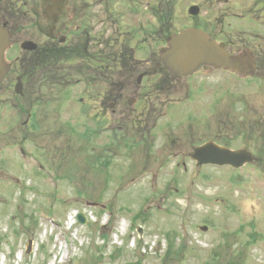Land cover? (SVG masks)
<instances>
[{
    "label": "rangeland",
    "instance_id": "374dc122",
    "mask_svg": "<svg viewBox=\"0 0 264 264\" xmlns=\"http://www.w3.org/2000/svg\"><path fill=\"white\" fill-rule=\"evenodd\" d=\"M115 1L122 3L123 0ZM135 1L140 6L147 4L146 2L149 1H154V3L157 2V0ZM166 1L171 2L172 7L174 6L173 14H175L176 19L180 21L182 19L181 16L184 17L185 13L187 12L186 8L194 0ZM200 3L201 4L199 5V7L201 8V10H199V13L204 15L206 3L204 1ZM209 6L213 7L209 10L214 17L210 21L214 25L213 30H211V33L213 35L219 38L221 37L220 40L223 42L227 41L229 43L232 40L233 46H256L257 48H259L258 51L262 52V50L264 49V42L258 41L257 39L255 40L256 36L252 35L251 33L264 31V27H261L259 25L260 23H263L262 21H264V6L256 3V0H211V5ZM260 12L261 14H259ZM233 16L240 17L238 18ZM221 17H223L222 20H226L231 25L229 26L225 24V26H223L224 23L218 21L221 19ZM254 17L255 19L260 18L261 22H257L259 23L257 24L255 23L256 21L254 22V20L249 21V19H252ZM194 19H196V17L192 18L191 20ZM174 22L177 23V21ZM194 22L195 21H193V23ZM201 22H207V17H204ZM138 26L139 27L134 26V23L131 25V28H133L129 31V37H131L133 41L135 40V42L139 40V42H136L135 44L136 47H139V49L140 46H145L146 55L144 58V63L146 61H149V64L146 67H151L154 57L153 55L155 52L150 53L149 51L155 46L156 49L159 47V44H156L158 43L157 40L159 36H157L156 31L151 30V28H149V26H147V23L145 22L138 24ZM222 28H224L225 33L222 32ZM221 34L223 35V39ZM23 35H26L25 37L30 38L29 33H24ZM74 35V33L70 34L68 39L66 38V41L61 46V51H59L58 53L59 63H56L48 70H39V68H36L35 66H30L29 68V71L31 72H48H44L43 75L30 77L29 84L27 85L31 87L32 90V95L29 96H32V99L28 98V102H32V104H34V112L38 114L37 120L39 121L35 123L31 120L28 123V129L26 131L29 135L26 136L25 132H18L19 130L17 132L14 131V129H17L16 127H13L17 123L16 121H11L7 124L6 118L9 116L8 114H10L9 112L11 110L7 111L1 108V106L3 107L4 104L0 105V122L3 123L5 127L3 128L2 126H0V145L4 143L6 139L18 140L26 144L27 141H31L32 138L34 147L26 144L25 150L30 155H34V159L32 160H36L37 164H41L44 166V169L42 171L35 168H25L20 165L21 163L17 161L13 152L12 154L10 152L9 161L7 155L2 153L0 146V196L3 197L8 203L7 206H0V264H12V259L17 260L15 257V252H17V255L22 254L23 247L21 248V246H25L26 240L31 238L35 241L33 246L38 247L36 257L31 260L30 257L22 256L23 264H40L41 261L45 258V256H43L44 251H42L41 248V237H44L42 233L45 230L48 231V235L46 236L48 238L47 240H45L42 246L48 244L49 248L47 249L49 253L51 255L58 256V246L57 244L54 245L56 243V239L53 240V234L59 232L62 227L55 225L52 226L41 221V216L44 215L45 212V206H49V201L51 203L54 201L58 202L53 208V212L51 214L49 213L48 216L49 218H53V216L54 218L57 217V220H64L68 215L67 213L72 208L79 209V207L72 199L71 200L73 204L71 203V200L65 203L67 204L66 206L60 204L62 203L64 197H52L54 195V192H56L58 196L67 195L70 193L72 197L78 199L86 198L85 200H77V202L79 203H81V201L87 202L89 201L87 199H90L92 197V199L94 200L93 203L95 204L92 212L98 218H101L103 215L102 209L108 208L112 211V215L115 217V220L120 222L123 219L124 221L130 222L133 225L135 219H132V216L135 214H144L140 219V222H144L143 224L146 232L141 240V243L137 244V248L134 251H130L125 247L126 252H128L130 256L127 258L125 255L124 259L114 260L116 264H126L130 261H134V256H141V254V257L143 259L142 264H177L176 262L178 261V259L176 258L173 261L171 260L169 263L163 260L165 258V249L167 247V243L170 240H173V244L175 247H178L182 243L188 245L197 244L203 248L211 247V249L214 246L215 251H217L219 254L216 255V257H213L211 249H207V255L205 258V253L202 248L201 250H197L196 255L192 253L188 254L185 251L181 253L179 259L183 260V262L187 261L186 264H196L198 259H206L200 262L203 264H205L206 262L208 264H226V261H230V259L232 261L238 259L241 264H264V240L262 239L256 241V243H251L252 239H250L252 233H257L258 235L264 237V189L261 184V181H263L264 179V168H262L264 163L262 161L256 160L255 162H252L251 165L245 166L249 167L247 168L248 172H242L241 170L240 172H230L226 167H222V170L213 167L210 169L204 168L202 172H199L200 168L197 166H189L186 171H182L185 169H178L174 166L175 161H181V158H174L173 160L170 158L169 163L164 168L156 170L155 167L164 159L161 155L158 154L161 150V148H159V144H150V140L140 141L129 137L121 147H117L119 150L118 154H121L118 158L119 169L117 173H115L112 177V181H114L115 178V181L118 182L116 188L111 187L108 190H101L100 188H102V186L104 189H107L105 183L102 185L101 179L100 182H97L94 177H90L89 179H86V181H82L87 183L88 187L86 188H88V190L79 191L78 189H74V185L70 182L72 187L70 191H67L69 185L67 181L62 177L54 181V186L51 185L53 181L49 180H53L58 175L65 173L59 172L65 171V169L58 170L56 167L52 166L57 162L56 159H52L53 156H51L50 163L48 155L53 153L54 147L49 143V140H52L54 142L61 141L63 147H65L66 144H72L74 149H78V146L83 144V147L87 152L91 149L90 144L91 147L94 148L97 146L98 141L96 138H94V136H90L86 141L79 138L77 140L75 137V135H79L81 133V129L83 128V125L81 124V122L83 121L82 117H80V112L78 115L76 111L78 106H80L79 103L75 101L78 94L76 88L69 89V91L71 92L69 94L70 98H68V100H62L63 106L59 107V109L56 108L55 110L51 109L50 107H45V105H50L48 102L43 103L40 101V103L36 100L34 101L35 96L41 94H35V92L39 88V84L45 86L44 83L49 82L53 85L47 86L55 89L62 78L66 76H74L80 73L84 75V78L86 77L90 79L93 85L95 86L96 84V87L98 88H103L106 85V92L117 91V86L119 87L121 83L125 82L127 85L126 90L124 91V95L133 96L136 94V92H139V97H142L144 99L148 98L153 101L161 99L156 98L158 91H155L154 85H161V83L164 82L162 79L163 76L160 75V78L162 80L156 76L154 77V79L151 78L146 83L144 82L142 86L138 87V83L136 82L138 78L137 73L135 75L129 74L128 72L131 69L127 68L125 62L121 65V63L116 60H112V66H109V69L111 71L108 72V75L103 77V79H100L99 70H91V66H94V63L88 53L90 51L89 46L83 45L82 47L81 45H79ZM260 39H262L261 36L259 40ZM17 47L13 49L11 55L19 52ZM106 48L108 50V46H106ZM63 51H65L64 55L69 56V61L65 60L64 58L62 59L63 55L61 54V52ZM21 57L22 61H24L23 63L28 65L29 57H24L23 55ZM106 58L107 60H111L112 55ZM84 59L88 61V65L84 64L85 61H82ZM80 61H82L81 63L84 65L78 67L77 65ZM95 64H97V62H95ZM145 71L147 72V68H145ZM141 72L143 73L144 70H142ZM59 74L60 79L58 77L51 78L52 76H57ZM224 74L225 75H223L222 77L225 78L226 82L234 83V86H236L235 82L237 81L236 79H234V75L230 73ZM76 76L79 77L78 75ZM221 78H212L213 80L217 79L214 84H217L218 82V86L212 92L213 94L211 97L208 96V98H205L202 96H195L193 100V102H195V107L193 108L191 106H183L180 114L193 109V112L195 113V115H197V118L201 119L204 117L205 113L206 117L203 118L202 122L206 121L207 125L214 126V124H218L219 126H222L220 124H225V127H221V129L225 130L223 133L228 139L227 144L229 145V147H245L251 148L250 150L253 149L254 151L256 148L259 153L264 152V146L261 147L260 141H256L255 138L258 134L257 128L254 125L243 126L244 122L247 120L244 115L249 114L250 116H252L253 114L252 111L254 110V108L249 109V107L251 105H256V103H258L262 107V103H264V79L258 78L248 81L241 80L247 83L242 82L238 87L236 86L238 88V91H241V93H243V98L245 99V101L251 103V105H248L245 102V104L235 103V96H232L230 94L228 100H226V96L220 99V97L222 96V94L220 93H217L218 95L216 96L214 93L221 89L223 85ZM195 79L197 78H192V80ZM206 80L207 79H203V81ZM182 82L183 79L177 77L176 84ZM185 85L186 89L185 86H183V90L181 89L179 93L173 94L174 102L169 100L170 104H168V106H172V104L174 105V103L181 100V98L187 91L188 85ZM81 86L82 88H85L82 84H79L76 87L79 89ZM4 88V84L3 86H0V102L6 101L7 104H15L16 101L13 99V92H11V90H5ZM53 89L45 87L43 89L44 95L40 97V99L42 98V100H44L48 98L50 95L49 92H51ZM115 94L116 93H114L113 95L115 96ZM194 94H196V92H194ZM98 97L103 98L104 96H81L84 102L88 99L94 102V100H96V98ZM16 99L17 102H23L24 104L27 102V100L24 101V99H19L18 97H16ZM92 101H89L90 105H92ZM230 101H233L234 104ZM154 103H160L161 105H163V107H165L163 109V114H165L166 112L167 118L171 117L172 112H178L180 106H174L173 111L170 112V110L167 111L169 107L165 102L157 100ZM13 107L16 109L15 106ZM43 108L45 110H43ZM123 108L125 107L123 106L122 109ZM229 108H231V110H229ZM15 109H13V113ZM41 110H43L44 112ZM146 110H148V108H146ZM225 110L229 111L227 112L228 115L222 114V112ZM132 111V115L136 113L135 108ZM257 111L259 110L257 109ZM25 113L20 117L24 118L26 115ZM124 113L126 115L129 114V120L132 116L130 109L125 108ZM53 115H56L58 120H55L53 118ZM117 117L118 121H120L121 119L119 118V114L117 115ZM57 126L62 127L66 133L63 135H58V133L54 132V130H57ZM241 126L249 130L252 129V134L250 136V139H248L249 141H245L242 135L240 136L236 134V129L240 128ZM7 128L9 129L5 131V129ZM233 129L235 130L234 133L231 131ZM46 130H50V132H46ZM41 131H43L42 134ZM7 132L9 133L6 134ZM214 133L220 134L221 132L219 133L218 130L215 129ZM66 134L68 136H72L71 141H68V143L66 142ZM109 136L111 139L108 141L107 147L114 150L117 144V137H115L114 133H110ZM59 137H62V139L59 140ZM219 141L223 142V140L221 139ZM186 151L187 150H184V152L181 154H185ZM67 152L69 168H71L70 170H72V168H77V165H79L80 163L85 167L93 166V163H90L85 159L84 154L80 153L75 157H69V149H67ZM30 155H28V157ZM92 156L93 155L91 153L90 158H93ZM144 156L153 158L154 160V166H149L150 171L143 169L141 166L143 160L142 158ZM116 159L117 158L114 157V159L111 161H115L116 163ZM101 160H103V158L99 156L98 161H93L96 167L101 168L103 166V161ZM114 166H116V164ZM245 167H243L242 169L244 170ZM79 172L81 173H79V175H70V179L73 182H78L80 180L83 172H81V170H79ZM226 173L229 174L231 179L240 178L242 180V183H239L236 180L230 181L229 179H226L228 183V185H226V182L224 180V174ZM247 173H251V175ZM5 175L15 176L20 179V181H18V184L20 186L22 183L25 184L26 187H21L19 190V193L22 192L21 196H23L20 202H16L17 184L7 179H2V177H4ZM41 175H43L44 178L41 177ZM91 183L93 184V186ZM80 184L82 183H76L75 185L79 186ZM245 184L247 185V187L244 186ZM28 187H30L29 190H31L29 194L27 193ZM225 190H227L226 193ZM203 191L206 193V195H203V197H201L200 193H202ZM213 193L214 199L218 198L219 202H216L213 206H208L206 208V205L210 204V202H208V200L205 198H212L210 195H212ZM191 194H194L196 198L191 204H186L189 210L185 211L184 208L186 205L183 204L184 208L179 205V202L181 203L182 200H179L178 196L180 198H183L188 197ZM220 194L223 195L220 196ZM241 198L242 203L239 202ZM0 201L2 202V199H0ZM146 203H148V206H146ZM239 203H241L242 205ZM95 211L98 213H96ZM116 212L119 213L120 219L116 217ZM190 212L193 213L190 214ZM34 214L38 216V220L36 218L37 227L34 231L35 234L33 235L31 234L29 229L25 228V223L30 220V218L34 216ZM7 216L9 218H6ZM10 216L14 217L11 218ZM189 216L193 218L194 223L197 225H204L205 222H207L210 227L215 228L211 229L207 225L208 230L205 232H200L199 230L197 231L195 227H193V229L188 228V233L191 236V240L185 242L179 237L174 238L175 235L167 233H181V230L184 228V226H187L188 223L192 221ZM19 222L23 228H19L18 231L20 232H18L16 235L13 230H15V225H19ZM254 223L255 225H253ZM222 224H225V227H223ZM5 226H7V229H5ZM42 228L44 231L42 230ZM217 228L218 230L215 233V237H213V233ZM25 231L26 234L22 235L21 232H23L24 234ZM93 231L96 236H99L96 233V228ZM77 233L79 238L83 237L89 241L95 238L93 237L90 239V237L86 233V230L83 228L77 230ZM105 233L110 232L107 229ZM62 238L63 237L61 236L59 240H61ZM62 242L63 243L61 244L68 243L69 246V240L65 239ZM157 242H160L161 244L159 252L155 251L154 247L151 248V245L155 246ZM226 242H229L230 244H227ZM20 250H22L21 253H19ZM209 251H211L210 255ZM240 252L243 253L240 254ZM79 253L80 250H78L77 247V254L80 255ZM189 256L190 258H188ZM72 263L78 264V258L73 259Z\"/></svg>",
    "mask_w": 264,
    "mask_h": 264
},
{
    "label": "water",
    "instance_id": "95a60500",
    "mask_svg": "<svg viewBox=\"0 0 264 264\" xmlns=\"http://www.w3.org/2000/svg\"><path fill=\"white\" fill-rule=\"evenodd\" d=\"M184 34L185 35L180 38V41H182L184 44H187V46H185L179 53L176 52L178 50L175 51L171 50L167 54L168 57L166 63L173 71H176L178 69L181 70L190 69V64L191 61H193V59H194V64H196V62L198 61H202V62L208 61V63H210L209 59L207 58L208 54H212L215 56L213 59H211L212 62H217L219 60L217 63H219L218 66L220 67L223 68L230 67L236 71L242 68L241 71H244L246 62L242 57H237L234 59L225 58L224 57L225 54L221 52V50L218 47H215L211 43H208L207 40L203 38L200 34L187 33V32H184ZM4 38L5 37L3 35L0 36V57L4 47L6 46ZM195 42L199 44V46L198 47L195 46L194 48ZM190 46L194 48V51H190ZM191 53L194 55H192ZM186 58H189L191 61L188 62ZM227 155H229L228 159L230 161H232V159L234 158H236L237 160L240 159L238 157V154H232L231 156L230 154Z\"/></svg>",
    "mask_w": 264,
    "mask_h": 264
}]
</instances>
